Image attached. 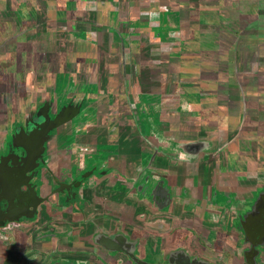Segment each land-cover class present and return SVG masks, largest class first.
Here are the masks:
<instances>
[{
	"label": "crops",
	"instance_id": "0c3cea01",
	"mask_svg": "<svg viewBox=\"0 0 264 264\" xmlns=\"http://www.w3.org/2000/svg\"><path fill=\"white\" fill-rule=\"evenodd\" d=\"M146 49L151 62H145L142 56ZM132 58L140 69L141 63L148 64L141 71L146 82H136L137 76H130L134 71ZM47 71L53 75L51 78L38 79L40 75L46 76ZM64 79H74L78 84L93 83L92 96L103 92L100 89L103 83L108 93L115 95L117 100L110 101L111 105L115 103L110 114L119 117L114 123L118 136L113 134L111 139H106V145L114 147L106 146L98 163L108 166L111 175L114 163L108 161L116 156L115 163L120 169L124 166L138 169V174L128 181L121 179L128 186L135 184L136 200H144L146 192L142 197L137 193L145 186L150 188L158 207H166L169 202L163 199L167 187L162 186L165 176L173 175L170 171L161 173L156 159L153 160V149L141 140L136 121L125 104L124 90L126 96L132 97L137 93L152 98L162 93L184 95L189 104L186 111L193 109L192 115L184 114L177 119L173 112L172 123L158 136L169 143L171 136L183 140L182 143L199 142L195 138L197 133L208 136L206 153L211 155L204 156V160L211 156L214 163L212 167L204 160L196 164V171L206 172L207 179L202 178L200 186L195 184L190 190V198H195L197 204L186 203L191 206L188 211L185 209L184 216L186 220L193 216L207 219L206 237L201 236L205 249H201L203 257L207 255L212 264H249L248 259L242 260L238 255L241 231L246 229L240 226L234 212L225 208L234 207V199L239 195L252 198L253 192L264 193V0H0V129L5 130L11 122L20 119L26 100L32 96L28 91L40 86L34 90L38 97L44 89ZM149 106L153 110L146 109L148 121L154 125L158 106ZM199 127L205 130L199 132ZM207 129L212 132L210 136ZM148 156L151 162L146 164ZM231 168L238 172L234 178L239 187L234 189L224 187L217 177ZM185 170L186 166L175 173L174 186L180 178L187 181L183 178ZM93 173L105 178L97 170ZM257 181L260 187L256 186ZM96 187H107L108 193L124 188L111 187V182ZM85 197L90 205L85 217L97 221L99 228L83 234L82 224L66 226L59 217L55 218L57 221L51 220L47 211L49 216L43 212L32 221L16 219L0 228V264H64L69 263L67 260H74V264H100L90 253L94 251L95 255L105 257L108 248L116 247L108 240L112 236L110 232L116 236L125 228L126 235L120 239L132 240L130 233L144 232L142 223L152 230L155 228L145 216L139 222L142 202H131V207L125 205L126 209H138L135 212L115 214L111 208L107 210L108 195L96 198L90 190ZM222 198L232 204H220L224 209L221 216L207 217ZM171 202L176 204L173 199ZM112 203L111 207L115 204L119 209L117 202ZM251 203L252 199L249 206ZM198 206L201 212L192 210ZM180 209L183 211L182 204ZM81 219V216L72 217L73 222ZM49 223L57 229H49ZM91 225L90 221L87 226ZM131 226L136 230L140 227V232ZM181 226L171 239L187 245L194 242L197 237L185 229L187 222ZM46 231L53 237L41 240ZM146 233L154 234L148 230ZM141 239L137 256L144 255L143 247L155 254L156 245L147 241L150 238ZM252 262L264 264V259L253 258Z\"/></svg>",
	"mask_w": 264,
	"mask_h": 264
},
{
	"label": "water",
	"instance_id": "95a60500",
	"mask_svg": "<svg viewBox=\"0 0 264 264\" xmlns=\"http://www.w3.org/2000/svg\"><path fill=\"white\" fill-rule=\"evenodd\" d=\"M132 59V66L134 67V71L133 74L131 72L130 76H137L138 81L136 82H139L141 80H143L141 81L142 83H144V81L146 82L145 79H141V77L143 78V74L141 73L142 69L139 68L140 65L137 67V63H135L134 58ZM53 84L54 86L52 91L46 92L45 90V93L43 92L44 102H41L40 99H35L36 101H39L38 104H34V102H31L27 107L28 109H25L23 111L22 117L20 119L11 122L5 130L0 129V136H2L3 140L8 138L9 136H11V139L14 138V140H19L24 137L25 143H27L29 146V152H33L34 157L42 155V152L46 149V146L48 147L49 144V149L47 155L45 156V160H48L49 167L53 168L55 172H50L49 177H45L43 181L47 185H59V187H24L26 189L25 191L22 190L21 187H16V191L18 190V192L23 194H28L30 193V191H32V194H28L26 196V201L28 202V200H30V204H25V202L22 203L25 204L24 208L28 209L31 212L30 215L25 216V219L28 221H32L38 217V213L40 212L39 207L37 204L31 203V201L36 197L39 201L38 203H41L40 206L43 208L44 214H49L51 220L57 221L58 219L55 218L59 217V220L63 223L65 222L66 226H71L75 223L77 224V226H79V224H82L81 228L85 229L83 231V234H88L87 232L91 228L92 230H94L99 228V226L97 225V221L90 220L89 218L85 217V213L89 211L90 207L85 197L87 191H94L96 194V198L108 195L109 198H107L106 200L108 202L106 204L108 208L107 210L109 211V209L111 208L112 212H121L123 214H127V212H130L132 209H126L125 205L131 207V202L143 203L144 201L143 198L137 200L134 199V194L136 191L134 187H124L123 189L114 190L110 193L105 190L107 187H96L100 186L104 182H112V175L109 173L110 168H108V166L106 165L101 166L102 164L100 165L98 161L101 160L99 156L103 157V151L107 150L105 149V147L113 146L106 144L104 146L102 144L101 138L105 137L106 139H111L110 136L113 134L114 136H118L117 133L119 130L117 126H114V123L118 120L119 117L115 114H110L112 112L111 110H109L111 106H115V103H113V105L110 104V101L117 100V98L115 99V95H110L111 93H108V90L102 83L100 89L103 90V92L96 93L97 98L91 100V102L88 100L90 102L88 103V98L84 97L81 94L87 89H92L93 83L88 84L86 82H83L81 84H78L74 79H64L61 81L57 80ZM124 92V98L126 100L125 104L128 107L129 114L131 115L132 120L134 122L136 121V126L138 127V129L139 126L142 129V131L138 130L141 140L148 144L151 149H153L154 154L158 153L162 155L163 151L166 152V149L164 150L161 147H155L158 133L153 128V126L149 124V112L146 110V105H142V103L140 102L141 100H137L140 98H144L143 94L137 93L136 97H132L126 96L127 92L125 90ZM69 94L73 95V100L76 96L78 101L83 103L82 106H89V108L90 106H92L94 109H86L83 113L84 119L81 121L73 122L74 126H72L68 131L62 132L63 130H61L59 134L63 138L60 140L57 138L58 129L65 122L72 120V118L75 117L74 115L76 114V109L78 111L81 108L80 104L75 105V100L74 102L71 101L69 102V104L63 105L64 99H66ZM129 97L133 98L132 101H127V99H130ZM119 98L121 99V96ZM50 103L52 105L59 106L60 109L58 108L59 110L57 111L55 107L50 106ZM50 109L57 112H52L50 114ZM105 110L106 112H104ZM36 118H41L42 121L39 123L36 122L35 124H33V127H31L30 124L33 122L32 120H35ZM52 130H54L53 135ZM159 141L163 142L164 140L159 139ZM113 147H111V150L113 149ZM180 147L182 150H186L191 146L183 144L180 145ZM196 147L197 146L194 145L191 148L195 153H197ZM172 150H174V148ZM147 158L149 160H146V164L151 162V157L148 156ZM211 159L212 157L210 156L205 158L204 160L205 162H209V167H212V164H214L211 163ZM37 167L38 165H35L34 168ZM95 170H97L98 172H104V174H106V176H104L105 178H98V176L93 173ZM67 173L70 174L67 175ZM32 177L33 174H31L29 178ZM37 181L38 179L34 181V184H36ZM92 181L95 182L96 185H93ZM74 182L75 184L72 186L71 184H73ZM81 184H84V187H78ZM210 184L212 185L213 183L210 181ZM146 193L149 194L151 198H153L154 195L152 196L151 191H148ZM249 198V195H239L234 199L235 206L232 208L226 207L225 209L227 211H233L237 217L240 216L238 210L247 211L246 215H249L251 212L248 210L249 201L251 202V198ZM15 202L16 200H13L11 204H14L12 205L7 204L5 207L0 206V213H6L9 210L10 206L12 207L16 205ZM112 202H117L119 204V209L117 208V206H115V204L114 207H111L110 204H113ZM121 202L123 203L121 204ZM92 209L94 211L96 210L95 207H93ZM135 209L136 208H134L133 210ZM46 211L48 212V214H46ZM75 216H81L82 219L79 222H73L72 217ZM19 218L21 217L19 216ZM16 219L18 218L11 217L2 219L0 221V228L6 225L8 222L15 221ZM90 221L92 223L91 227L87 226ZM240 222L242 223V221ZM84 224L86 225L84 226ZM53 228L57 229L55 225L53 226V223H49V229ZM241 233L243 234L242 236L244 237V240H241L240 245H248V243L250 242L247 240L246 230L242 229ZM110 234L112 236H108V240L111 243L117 244L118 242H120L118 237L114 236L111 232ZM52 237L53 234L46 231V233L42 235L41 240H50ZM127 239L128 238H125L128 245H125V247L108 248L107 251L111 255L119 252L125 254L130 264H153L151 262L154 259V254L150 253V251H148L146 248L143 247V249H145V253L142 257L137 256V254H139V251L133 246V244L137 243L138 246H142L141 238L137 240L134 239L133 241ZM263 245L264 243H261L260 246ZM248 249L249 251H252V244L250 247H248ZM248 249L246 248L241 252V255L243 253V260L246 259V250ZM67 261H69V263L64 264H74L73 262H75L74 260Z\"/></svg>",
	"mask_w": 264,
	"mask_h": 264
},
{
	"label": "flooded vegetation",
	"instance_id": "af4514ba",
	"mask_svg": "<svg viewBox=\"0 0 264 264\" xmlns=\"http://www.w3.org/2000/svg\"><path fill=\"white\" fill-rule=\"evenodd\" d=\"M94 89L95 88H92L90 90L87 89L83 91L81 95L88 98L87 101L89 100L91 102V100L97 98L96 95H93V96L90 95L91 91H93ZM181 96L182 95H179V93L167 94L166 96L161 95L160 103H157L156 101H154V105L158 104L157 105L158 109L157 111H154L156 120L154 121L155 124L152 126L156 130L158 135L161 132L162 133L165 132L169 123H172V119H170V116L171 117L174 116L172 115L173 112L177 114V119L183 118L185 115L186 116L192 115L191 111L193 109L191 111H186V107L188 108L189 104L184 96L183 98L185 100H180ZM74 100H73L72 94H69L66 97V99H64L63 105L69 104V102L73 101L75 105L80 104L81 108L78 111L76 109V114L74 115L75 117L72 118V120L65 122L58 129L57 138L60 140L63 138L59 134L61 130H63L62 132L68 131L72 126H74L73 122L81 121L84 119L83 113L86 109H89V110L94 109L92 106H90V108L89 106H82L83 103L79 102L76 96L74 97ZM128 100L130 101V99H127V101ZM137 100L139 101L141 100L140 102L142 103V105H145V103L149 101L150 102L152 101L153 103V99L151 96L149 97V95H146V97L140 98ZM89 101L88 103H90ZM50 106L55 107L57 111L60 109L59 106L52 105L51 103H50ZM170 110H173V111L169 113L168 111ZM57 111L50 109V114L52 112L54 113ZM161 116H163L162 119H161ZM32 121L33 122L30 124L31 127H33V124H35L36 122L37 123L41 122L42 119L36 118L35 120L33 119ZM180 122L184 124V120H180ZM195 123L196 122L193 121L194 125ZM188 125H185V126L188 127ZM158 126H160L161 128H159ZM172 126L174 127V125ZM189 128H191L190 125H189ZM53 134H54V130H52V135ZM200 134L201 133H197L198 136L195 137L196 140H199V142L190 141V142L182 143L183 140L177 139L178 137L176 138L175 136H171L170 139L172 140H170L171 143H169L167 140L160 142L159 136H157L156 138V146L161 147L164 150L166 149L165 150L166 152L163 151L162 155L155 153L153 160L156 159L155 161L156 166L162 169L161 173L166 174L167 172L170 171V173H172L173 175V176L169 174L166 175L165 182L162 186V187H167V191H165L166 194L163 196V199L165 197L166 201L168 200L169 202H167L166 207H158L155 200L153 199L154 193L151 192L153 198H151L149 194L147 193L145 194V192L150 191V188H147V186H145L146 187L145 189L140 190V192L137 193L138 197H142V195L145 194L144 195L145 199L143 200L144 202L142 203L143 205H141L142 212L141 214L138 215V219L140 222L141 216L147 217L148 218L147 220H150L151 223L155 225V228L152 230L148 228L145 223L141 222L142 223L141 228L144 232L139 231L141 230L140 227H136L137 228L136 230L135 227L131 226L132 229L140 233L138 234L136 233L135 235L128 233L129 236L132 237V240L130 241H133L134 239L137 240L140 237L141 238L144 237V238H150L147 241L150 244L156 245L154 248H156L157 251L153 255L154 256L153 260L155 261L153 264H212L210 262V259L207 257V255L203 257L204 255L203 249L205 248H203L204 240L202 241L201 236L206 237L204 233H206L205 231L207 228L206 224H208L206 222L207 219L204 216H202L201 218H197L193 216L192 218H188L186 220L184 216V213H186L185 211L186 210L188 211L191 206L190 204L188 205L186 203H189V202L191 203L192 201H194L193 203L197 204V200L195 198L193 197L190 198V195H191L190 190L194 187L195 184L199 185L198 183H200L199 181L202 178L204 179L205 177L207 179L206 174H205L206 172L202 173L200 171H196V167H195V161L197 162L203 161L204 156L211 155L210 153H206L208 150V148H206L208 136H205V135L203 136L202 134L201 135ZM202 137H203V140H202ZM101 141H102V144L105 146V144L107 143L106 138L105 137L101 138ZM183 144H186L191 147L187 148L186 150L185 149L182 150L180 145H183ZM194 145L197 146L196 147L197 153L193 152V149H191ZM28 147H29L28 144L25 143L24 141V137L19 140L17 139L14 140V138L11 139V136L6 138L5 140H3L2 137L0 138V206L5 207L7 204L10 205L13 200L14 201L16 200L15 202L16 205L12 207L10 206L9 210L6 213H0V221L4 218H11V217H17L18 219H21V218L25 219V216L30 215L31 213L28 209L24 208V205L30 204V200H28V202L26 201V196L28 194H32V191H30V193L28 194L27 193L23 194V193L18 192V190L16 191V187H21V189L24 191L26 190L24 187H59V185L57 186L47 185L43 181L45 177L46 178L49 177L50 172L52 173L55 172L53 168L49 167L48 160H45V156L48 153L49 144H48V147L46 146V149L42 152V155H39L37 157H34L33 152L32 153L29 152L30 149ZM173 148L174 150H172ZM116 161H118L117 156H116V159H110L108 161V163H111V164L114 163V169L112 171L113 181L111 182V187H131V186H128V184L124 182L132 178V176L137 175L138 169H135L134 167H131V166L129 167L124 166L123 168L120 169L117 166V163H115ZM177 161L181 162L182 164L178 163ZM35 165H38V167L34 168ZM185 166H186V170H185L186 173L183 175V178H185L187 180L186 182L188 183L182 182L180 178L179 183L176 184V186H174V184L172 183V179L175 176V173L180 171V169H184ZM237 173L238 172L232 170L231 168L229 170L224 171L222 175L219 174L217 177H219V182L224 187H230L234 189L235 187L237 188L239 187L234 178ZM31 174H33V177L29 178ZM68 174L70 173H67V175ZM99 175L100 177L106 176L104 172H99ZM121 178L124 179V182ZM36 179H38V181L36 184H34V181ZM193 181L194 182L196 181V183L192 184ZM257 183L258 184L256 186L260 187L259 181H257ZM61 184H65V183H61ZM74 184L75 182L71 185L73 186ZM251 186H252V182H250L249 187ZM62 187H67V186H62ZM78 187H84V184H81ZM133 187H136L135 184ZM262 187L264 188V186ZM175 195L176 197L178 196V198H175ZM251 195H253L252 198L250 197L252 199V203L248 208V210L251 211L250 214L246 215L247 211L238 210V212L240 213V216L238 217V219L242 221V223L240 222L239 224L241 227L246 229L247 240L250 242L248 243V245H243V246L238 247L240 248L238 249L239 251L238 255L242 257L243 253L241 255V252L246 248L248 249V247H250L252 244L253 246L252 251H249V249L246 250V259H248L249 264L253 263L252 262L253 258H256V259L263 258L264 259V247L260 246L261 243H264V193L254 194L253 192V194L251 193ZM172 199L174 200L176 204L171 202ZM225 200H223L222 198V200L218 202L219 203V205H217L218 207L214 205V207H212L211 209V213H208L206 216L209 218H211L210 216L212 215H215V217H218L217 215L221 216V213H222L221 210H224V209L220 206V204L223 206L232 204L231 201L229 202L227 201V199ZM166 201L164 202L165 204H166ZM24 202L25 204H22ZM38 202L39 201L36 197L34 198V200L31 201V203L38 205L39 211H40L38 213V216H39L41 215V213H43V208L40 206L41 203H38ZM181 204H182L183 211H181L180 209ZM168 206L171 208H168ZM137 210L138 209L131 210L129 213L133 211L135 212ZM173 210H177V211L172 212ZM192 210H196V211L199 210V212H201L200 206L196 207V209L193 208ZM160 211H164V212H160ZM113 213L116 214V212H113ZM19 216L21 218H19ZM184 221H186L188 225V227H185V229L187 228V230H189L190 233L195 235V238L197 237L196 240L194 239V242H189L188 245L184 243L181 244V243L175 242L173 241V239H171V237L173 238V236L171 235H173L176 230H181L182 228L181 223ZM151 223H149L150 227H151ZM191 227L194 230H191L192 229ZM197 228L200 229L199 231H202V232L200 233L198 230L196 231ZM123 229H121V231H118L117 232L118 234L116 233V237H118V239L120 240V242L115 244L116 247L123 248L125 247V245H128L125 239H120L121 237L123 238L126 235L125 234L126 231H123ZM146 230L153 231L154 234L152 233L148 234L146 233ZM240 240H241V237H240ZM243 240H244V237L242 236V241ZM133 246L137 249L138 244L137 243L133 244ZM201 247L203 249H201ZM90 254L93 255L95 258H98L97 261H100L101 262L100 264H130L128 262L127 256L121 252L111 255L107 251L106 252L107 256L105 257H102L100 255H95L94 251L91 252ZM118 254L121 255V257H119Z\"/></svg>",
	"mask_w": 264,
	"mask_h": 264
},
{
	"label": "rangeland",
	"instance_id": "374dc122",
	"mask_svg": "<svg viewBox=\"0 0 264 264\" xmlns=\"http://www.w3.org/2000/svg\"><path fill=\"white\" fill-rule=\"evenodd\" d=\"M162 50H164V49H162ZM143 51H144V52H142V56L144 57V61L146 62V60H147V62H151V61H149V59H148V58H149V55L146 56V55H147V54H146L147 49H146V50H143ZM147 57H148V58H147ZM163 57H164V55L161 54V59H162V60H163ZM157 59H158V58L153 59V62H156ZM152 64H153V63H152ZM142 66L144 67V69L141 70V71L144 72V70H146V67L148 66V64L141 63V67H142ZM143 67H142V68H143ZM38 68H39V70H41L39 66H38ZM142 68H141V69H142ZM43 70H44V69H43ZM46 73H47L46 76H44V74H43V75H40L39 78H38V77H37V78L43 80L45 77H46V78H48V77L51 78V77L53 76V75H51L50 72H48V71H47ZM162 78H163V77H162ZM38 79H37V82H38ZM141 79H145V78H142V77H141ZM126 80L128 81L127 78H126ZM141 81H143V80H141ZM141 81H140V82H141ZM63 82H65V81H63ZM41 84H42V83H41ZM38 85H39V84H38ZM49 85H50V84H49ZM178 85H179V84H178ZM53 86H54V85H53ZM53 86H50L49 88L44 89L43 92L45 93V90H46V92H47V91H52ZM38 87H40V86H37V87L35 86V89L38 88ZM46 87H47V86H46ZM181 87H182V86H181ZM35 89H34V90H35ZM34 90H32V91H30V92L28 91V94H29V95L32 94V96L26 100V104H25V106H24V108H23L24 110H25V109H28L27 107L29 106V104H30L31 102H34V104H35V103L38 104V102H39L38 100H39V99L41 100V102H43V100H44V98H43V93H42L41 95H38V97H37V96L35 95L36 93H35ZM36 90H37V89H36ZM155 90H157V89L155 88ZM157 92H158V90H157ZM162 94H163V93H162ZM162 94H161V95H162ZM183 96H184V95H182V96L180 97V98H181L180 100H185V99L183 98ZM162 97H163V96H162ZM19 98H20V97H19ZM129 98H130V101H132L133 98H131V97H129ZM35 99H38V100L36 101ZM152 99H153V104H150V103H152V101H151V102L149 101V102L145 103V105H146V109H151V110H153L152 108H150L151 106H149V105H154V101H156L157 103H160L159 101H161V100H160V97H155V98H152ZM16 101H19V99L16 98ZM35 101H36V102H35ZM161 104H162V103H161ZM157 105H158V104H157ZM23 109H22V111H21V113H20V116H21V117H22V114H23ZM111 109L113 110L114 107H112V108L110 107V108H109V110H111ZM155 111H157L156 108H155ZM21 117H20V118H21ZM202 118H203V117H202ZM192 120L196 122L195 119H192ZM208 125H209V124H207L206 127H208ZM195 127H197V125H196ZM160 128H161V127H160ZM199 128H200L199 131H201V130H202V131L205 130L204 127H199ZM201 128H202V129H201ZM139 130L142 131V129L140 128V126H139ZM160 130H161V129H160ZM207 130H208L207 132H209L208 135L210 136V134H211L212 132H211L209 129H207ZM133 133H134V132H133ZM197 163H198V162L195 161V167H196V164H197ZM224 166H226L225 163H224ZM196 168H197V167H196ZM217 226H218V225H214V227H217Z\"/></svg>",
	"mask_w": 264,
	"mask_h": 264
}]
</instances>
